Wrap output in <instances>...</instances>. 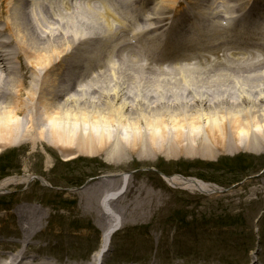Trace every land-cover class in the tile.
<instances>
[{"label":"bare ground","instance_id":"6f19581e","mask_svg":"<svg viewBox=\"0 0 264 264\" xmlns=\"http://www.w3.org/2000/svg\"><path fill=\"white\" fill-rule=\"evenodd\" d=\"M117 1L123 9L131 6L130 0ZM146 2L136 0V3ZM209 2H213L208 17L211 28H216L214 35L219 34V27H223L222 34L229 33L232 26L239 28L238 22L264 21V0H225L224 3L223 0H184L183 4L201 11ZM146 4L149 11L145 9L142 18L133 9L134 18L131 17L128 27L127 18L120 16L123 9L105 12L97 2L0 0V146H22L24 142L36 146L40 140L60 153L63 161L74 160L87 152L92 154L93 150L106 156L105 160L114 161L121 157V149L122 154L137 153L139 160H152L147 158L151 155H146V147L166 158L198 156L206 160L214 158L210 140L220 150L257 152L260 145L264 146V38L247 37L240 47L222 41L212 48L211 54L216 55L219 50L222 54L212 63L195 61L179 67L159 62L158 69V64L138 67L142 60L137 56L151 57L147 47L160 45L164 50L169 46L171 21L167 35L162 24L177 17L165 18L167 11L172 10L170 7L178 5L177 0H151ZM205 16L199 14L196 25H202ZM126 31L142 43L137 54L127 51L132 45L126 41ZM109 51L114 54L107 57L108 64L105 55ZM110 57L113 59L109 60ZM185 60L193 61V58ZM148 68L155 69L154 75L145 73ZM228 140H233L232 144ZM163 144L168 153L164 152ZM45 178L36 179L45 186L49 184ZM127 180L128 176L123 174L116 178L101 176L89 181L79 192L85 197L89 195L85 203L89 214L88 210H82L89 217L92 214L89 201L100 203L99 191L102 196L109 191L97 212L104 235L91 264H103L112 255L116 230L122 222V226L127 222L124 216L130 219L125 211L120 214L111 205L112 201L122 193L134 199L142 197L139 191L127 188ZM163 180L172 189L206 195L218 193L216 186L199 179L174 174ZM34 181L29 175L12 176L0 183V192L10 191L11 186H29ZM243 201L249 202L246 198ZM30 208V205L24 210L19 208V218L25 221V215L32 212ZM153 214L151 227L146 229L155 238L158 234L155 223L159 219ZM29 224L31 235L34 230L32 223ZM152 245L159 247L153 242ZM3 248L1 257H5L10 246ZM12 253L11 262L6 264L36 263L32 255L26 263L27 253L18 247Z\"/></svg>","mask_w":264,"mask_h":264},{"label":"rangeland","instance_id":"374dc122","mask_svg":"<svg viewBox=\"0 0 264 264\" xmlns=\"http://www.w3.org/2000/svg\"><path fill=\"white\" fill-rule=\"evenodd\" d=\"M177 2L178 5H172L167 15L185 7L188 10L184 12H199L196 7L183 4L184 0ZM212 3L209 2L202 10L208 16L212 12ZM41 18L45 17L41 15ZM1 25L4 26V23ZM6 37L9 38V34L6 33ZM173 41L179 40L174 36ZM112 54L109 51L105 55L106 62ZM136 66L140 67L138 64ZM145 73L154 75L149 68ZM37 141L36 146L30 142H24L22 146H0V183L12 176L29 175L33 178L47 177L45 179L52 186H43L39 180H35L29 186H11L10 191L0 192V251L5 250V244L15 245V241H20L17 237L22 239L26 235L22 230L25 225L28 226V222H43L47 217L44 220L47 232L37 234L32 240L36 246L31 243L22 248L30 255L36 253V259L41 264L61 256L71 258L72 264H86L92 252L102 244L103 227L96 218L101 208L99 202L89 201L92 214L88 217L90 209L85 207V203L89 195H81L79 189L100 176L123 174L128 176L129 189L139 191L142 197L134 199L123 195L112 201L111 205L120 214L122 210L125 211L130 219L124 216L127 222L115 235L112 255L106 264H158L170 259L180 264H202L205 262L203 260L212 259L214 264H264V174L261 178L254 177L264 169V146L260 145L259 150H255L257 152L220 150L210 140L209 147L214 158L206 160L198 156L166 158L146 147V155L152 156L147 158L152 160H139L137 153L122 154L121 149V157H116L118 160L114 161L105 160L106 156L95 150L92 154L87 152L77 155L74 160L63 161L55 149ZM232 141L228 140L227 143L232 144ZM163 146L164 152H167L166 144ZM171 149L170 146L169 153ZM152 169L167 176L179 174L197 178L218 189L229 190V194L206 195L172 189ZM101 193L99 191L98 201L104 196ZM245 198L249 201L247 204L243 201ZM28 205L32 212L25 215L24 221V218H19L18 212L19 208L24 210ZM158 206L161 208L154 211ZM82 210H88V214L83 215ZM153 213L159 219L155 223L159 226L158 234L152 240L155 245L159 244L158 248L152 242L150 244L151 234L146 229L151 227L149 223ZM260 215L262 217L259 219ZM121 217L123 219V215ZM10 255L11 249L6 250V257L0 259V264L9 261Z\"/></svg>","mask_w":264,"mask_h":264}]
</instances>
